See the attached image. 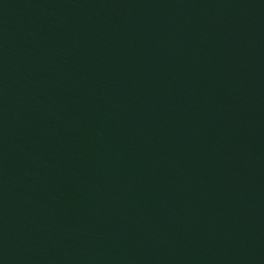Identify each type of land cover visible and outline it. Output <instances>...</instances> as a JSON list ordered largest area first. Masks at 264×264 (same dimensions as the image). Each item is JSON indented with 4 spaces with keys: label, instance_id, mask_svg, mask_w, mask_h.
<instances>
[{
    "label": "water",
    "instance_id": "water-1",
    "mask_svg": "<svg viewBox=\"0 0 264 264\" xmlns=\"http://www.w3.org/2000/svg\"><path fill=\"white\" fill-rule=\"evenodd\" d=\"M0 264H264V0H0Z\"/></svg>",
    "mask_w": 264,
    "mask_h": 264
}]
</instances>
